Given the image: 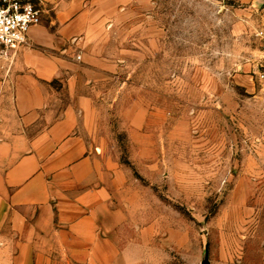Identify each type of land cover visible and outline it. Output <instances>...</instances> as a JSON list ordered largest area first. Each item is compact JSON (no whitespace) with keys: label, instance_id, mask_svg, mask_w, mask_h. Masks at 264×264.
<instances>
[{"label":"rangeland","instance_id":"obj_1","mask_svg":"<svg viewBox=\"0 0 264 264\" xmlns=\"http://www.w3.org/2000/svg\"><path fill=\"white\" fill-rule=\"evenodd\" d=\"M33 1L52 31L54 4ZM96 24L59 51L75 96L66 75L42 84L60 111L91 102L78 130L99 155L110 264H264V0H130ZM19 54L0 60V141L21 131L1 90Z\"/></svg>","mask_w":264,"mask_h":264},{"label":"crops","instance_id":"obj_2","mask_svg":"<svg viewBox=\"0 0 264 264\" xmlns=\"http://www.w3.org/2000/svg\"><path fill=\"white\" fill-rule=\"evenodd\" d=\"M129 1L48 0L53 30L34 26L17 59L3 63L1 90L13 89L22 120L21 131L0 141V264H110L116 255L99 155L78 130L91 102L80 97L60 111L42 83L66 75L74 97L77 65L60 52L74 38L87 45L97 20Z\"/></svg>","mask_w":264,"mask_h":264},{"label":"built area","instance_id":"obj_3","mask_svg":"<svg viewBox=\"0 0 264 264\" xmlns=\"http://www.w3.org/2000/svg\"><path fill=\"white\" fill-rule=\"evenodd\" d=\"M42 21L33 0H0V60H11L29 43L30 30ZM261 80L264 82V29L258 33Z\"/></svg>","mask_w":264,"mask_h":264},{"label":"water","instance_id":"obj_4","mask_svg":"<svg viewBox=\"0 0 264 264\" xmlns=\"http://www.w3.org/2000/svg\"><path fill=\"white\" fill-rule=\"evenodd\" d=\"M205 264H208V260L206 259Z\"/></svg>","mask_w":264,"mask_h":264}]
</instances>
